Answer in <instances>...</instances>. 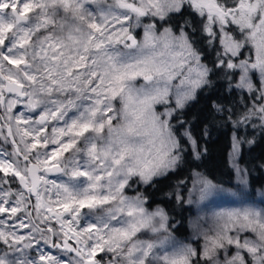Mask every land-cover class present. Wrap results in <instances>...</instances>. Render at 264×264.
<instances>
[{"label": "snow or ice", "instance_id": "1", "mask_svg": "<svg viewBox=\"0 0 264 264\" xmlns=\"http://www.w3.org/2000/svg\"><path fill=\"white\" fill-rule=\"evenodd\" d=\"M185 65L172 94L173 69ZM212 76L221 94L185 119ZM217 113L232 125L229 166L246 183L240 148L257 141L238 132L264 138V0H0V264H264V208L214 212L185 243L139 192L185 163L186 143L195 159L207 153L191 128L199 120L207 138ZM190 174L187 199L184 180L165 193L177 205L217 187Z\"/></svg>", "mask_w": 264, "mask_h": 264}, {"label": "trees", "instance_id": "2", "mask_svg": "<svg viewBox=\"0 0 264 264\" xmlns=\"http://www.w3.org/2000/svg\"><path fill=\"white\" fill-rule=\"evenodd\" d=\"M207 63V61H205ZM209 67L211 65L209 64ZM215 81L213 87H203L195 93V99L188 102L185 109V119L197 116L210 100H215L221 94V82L215 76L211 77ZM202 124L199 120L192 125V135L197 139L200 150L207 149V153L199 159H195L191 146L185 144L187 151L184 153L185 163L175 171H169L164 177L157 178L153 187L141 186L139 192L147 197L145 206L147 208L160 206L165 210L174 225L173 235L178 238H187L190 232L189 221L192 214L190 204L177 205L175 196L168 197L165 193L173 192L178 180L186 183L180 187V193L187 199L188 189L192 180L191 172L202 173L213 183L223 186H230L234 180V170L229 166V153L231 150V137L233 128L227 123L223 113L216 114V121L208 126L209 136L202 138ZM239 137L245 140L255 137L256 144L251 149L247 144H242L238 157L239 166L247 169L246 180L251 195L257 190H264V170L259 164L264 163V138L259 134V129L253 130L251 127L238 132ZM17 187L16 185H14Z\"/></svg>", "mask_w": 264, "mask_h": 264}, {"label": "rangeland", "instance_id": "3", "mask_svg": "<svg viewBox=\"0 0 264 264\" xmlns=\"http://www.w3.org/2000/svg\"><path fill=\"white\" fill-rule=\"evenodd\" d=\"M4 2H8V0H4ZM89 7L92 8L93 11H95L94 6H89ZM5 11L10 12V9L5 10ZM138 32L140 33V36H138V39H139L142 37V29H138ZM244 51H245L246 57H251V59L253 60L255 59V50L250 44L246 45ZM159 59L171 60V57L166 54L164 57H159ZM187 67L188 66L185 65L183 68L179 70L173 69V71H178L179 74L173 77V80L171 82L172 94L175 93L176 86L180 84L181 79H183L184 75L187 73ZM142 83H144L143 78L138 77L136 86L139 87V85ZM181 87L183 88L186 86H181ZM19 107L22 109V106H19ZM157 111H162V109L158 107ZM146 140L147 138H145V150L147 151V149L150 148L151 145L147 144ZM8 150L10 151L11 148L9 147ZM233 170H234V180L230 186H223V185H218L214 183L215 185H217V187L206 191L203 194L204 198L202 200L199 199L201 193H199L198 191H193L192 196H191L193 203L190 204L192 206V214L190 216V221H189L190 232L187 238L175 237L178 241L190 243L192 239L198 235L197 228H196L197 224H199V226L204 229L209 228L211 224L210 217L214 212L220 211L222 209L243 208L245 206H252L258 209L264 208V190H261V189L257 190L254 195H251L248 185H247V180H246V183L242 182L240 175H238L235 169ZM49 179H58V176L57 175L49 176ZM192 180H191L189 189H192L193 187ZM13 187L15 188V186ZM133 187L135 188L136 186L134 185ZM125 194L128 196H135L137 192L133 191L132 189H129L126 191ZM188 196H189V191L187 193V198ZM197 200H199L198 203L196 202ZM156 207L157 206H153L150 208L146 207V208L149 211H153L156 209ZM198 217H204L205 219L198 221ZM15 223H16L15 221H8V224H15ZM7 226L8 225H5V227ZM19 232L20 234H25L27 232V229H20ZM142 232L144 234L139 236L140 239L147 240V239L155 238L153 234H151L148 230H142ZM200 243H203L202 239L200 240ZM41 247L45 248L47 251H50L53 255L57 254L56 249H50L43 244L41 245ZM167 250L171 251V249H167ZM5 251H7V249L4 246H0V255H3ZM28 251H31V250H28ZM154 251L157 252L158 254H161V255L163 254V251L159 248V246ZM15 255H16L15 253H11V252L8 253L9 258L14 257ZM33 255H35V253H33Z\"/></svg>", "mask_w": 264, "mask_h": 264}, {"label": "water", "instance_id": "4", "mask_svg": "<svg viewBox=\"0 0 264 264\" xmlns=\"http://www.w3.org/2000/svg\"><path fill=\"white\" fill-rule=\"evenodd\" d=\"M54 175H57V174H55V173H50V174H49V176H54Z\"/></svg>", "mask_w": 264, "mask_h": 264}]
</instances>
